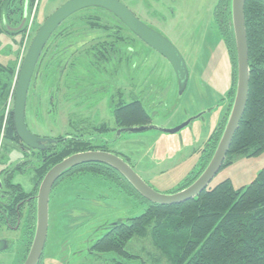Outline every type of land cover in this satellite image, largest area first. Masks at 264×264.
<instances>
[{"label": "trees", "instance_id": "trees-1", "mask_svg": "<svg viewBox=\"0 0 264 264\" xmlns=\"http://www.w3.org/2000/svg\"><path fill=\"white\" fill-rule=\"evenodd\" d=\"M21 2L20 8L11 10L12 0H0V35L13 34L14 32L6 30L4 21L9 25L17 15L15 25L10 28L17 29L24 3H27V9H31L36 0ZM224 8L226 11L221 19L219 32L229 56L232 76L227 111L205 145L199 169L171 193L191 185L208 164L221 137L234 98L237 64L229 0L218 2V11L222 12ZM243 15L248 50V95L243 116L221 169L231 166L236 158L252 159L264 154V0H245ZM119 26L124 27L101 9L77 12L61 24L44 47L34 70L26 101V127L27 116H38L42 108L56 121L62 87L78 89L82 82L92 85L91 80L99 78L97 74L101 72L108 73V67H117L120 63L126 67L129 65L133 52L128 49L133 50L134 43L123 33L114 32ZM24 30L25 28L17 33L23 35ZM98 33L103 35L94 37L96 42L79 49L81 41ZM16 67L17 60L11 65L0 63V165L8 163V154L13 151L23 156L15 164L0 171V236L3 230L18 233L16 240H9L10 252L14 249L17 264H23L35 230L36 195L46 173L65 158L77 153L111 152L106 145L93 141L105 134L104 126L78 117L75 112L70 116L76 117L71 120L72 124L75 123L73 129L76 132L71 130V133L65 132L53 138L43 137L55 141L48 144L44 151L25 147L15 134L11 116ZM36 84L39 90L44 85L45 90L42 92L45 96L39 93L41 99L38 98L37 101L41 103L38 102L33 107L37 97L34 89ZM9 98L11 103L5 115ZM112 101L114 102L113 98L111 103ZM78 105L80 103H75L72 108L78 109ZM112 116L115 128L118 129L150 124V117L139 100L114 102ZM39 117V122L43 125V117ZM89 132L91 134H87ZM29 173L33 174L32 188L26 192L20 184L14 182V178L16 175ZM84 177L110 183L118 192L144 206V211L138 216L118 219L112 223L105 222L95 229L94 232L103 234L87 247L89 256L111 255L116 259L112 264H128L125 262L141 259L142 256L131 254L126 250L127 246L133 239L149 237L165 264H264V168L249 184L238 189H234L230 180H224L214 187L208 186L188 202L160 206L144 200L118 172L106 165L89 163L76 166L62 174L52 188L46 241L58 239L52 229V219L56 215L52 208L54 204H57L55 208H59L61 202L69 196L75 202H84L82 196L85 195H91L95 200L103 198L85 186ZM53 244L46 242L49 254ZM43 258L44 252L38 264H43ZM141 262L143 263L142 259ZM155 263L160 264L157 260Z\"/></svg>", "mask_w": 264, "mask_h": 264}, {"label": "rangeland", "instance_id": "rangeland-1", "mask_svg": "<svg viewBox=\"0 0 264 264\" xmlns=\"http://www.w3.org/2000/svg\"><path fill=\"white\" fill-rule=\"evenodd\" d=\"M21 1L24 0H12L11 10L20 8ZM67 1L69 0H36L35 16L32 8L27 9V21L30 16L33 17L26 41L22 39L24 33L22 35L10 29L15 25L17 15L9 25L4 21L6 30L14 33L0 35V63L11 65L18 61L22 44H25L27 52L41 24ZM117 1L176 48L183 59L188 76L182 95L178 94V84L169 63L155 51L140 43L136 44L137 41L131 36L135 45L127 67L123 63L117 67H108V73L101 72L97 74L100 78L91 80L92 85L82 82L78 89L62 87L59 92L60 109L56 121L42 108L38 116H27V129L42 138L76 132L73 129L75 123H71L76 117L70 116L74 112L78 117L87 118V121L97 125L106 124L110 129L114 125L112 105L119 100L124 103L139 100L150 117L151 125L161 129L176 128L201 115L176 134L159 131L142 134L122 133L121 136H116L117 142L106 145L111 154L117 155L127 163L150 188L158 193L168 194L199 169L205 145L227 111V96L232 85V76L225 44L213 23L212 11L217 0ZM20 23L21 21L19 25ZM93 37H87L82 43L88 47L96 42ZM82 46H79V49H82ZM34 89L37 97L33 107H36L38 102L41 103L37 101L38 98L41 99L39 93L43 94L45 87L43 85L42 90H39L36 84ZM112 98L114 102L111 103ZM42 99L44 100V97ZM10 101L9 98L5 115L8 113ZM75 103H80L78 109L72 108ZM39 115L43 117V125L39 122ZM1 141L2 134L0 145ZM22 157L18 152H11L8 154V163L0 165V171L15 164ZM232 162L231 166L220 169L210 187L224 180H230L234 189L249 184L264 168V154L252 159L236 158ZM32 177V173L16 175L14 182L28 192L32 188ZM89 178L84 177L85 186L103 198L95 200L91 195H85L82 196L84 202H75L69 196L61 202L59 208H55L57 204L52 206L56 214L52 219V229L58 239L46 241L54 244L49 254L45 243L43 264L114 263L113 260L116 259L111 255H88L87 247L103 234L94 230L105 222L112 223L118 219L138 216L144 211L143 204L118 192L110 183ZM58 213H68V216L57 215ZM17 236L18 233L5 230L1 233V237L12 241L16 240ZM126 250L133 255L142 256L145 264H153L155 260L165 264L164 259L153 248L149 237L133 239ZM14 257V249L0 254V264H14ZM141 259L124 262L143 264Z\"/></svg>", "mask_w": 264, "mask_h": 264}, {"label": "water", "instance_id": "water-1", "mask_svg": "<svg viewBox=\"0 0 264 264\" xmlns=\"http://www.w3.org/2000/svg\"><path fill=\"white\" fill-rule=\"evenodd\" d=\"M244 3L245 0H230L231 27L235 41L237 64V78L234 98L224 129L212 157L197 179L181 191L171 194H161L150 188L127 163L114 154L101 151H89L71 155L53 166L46 173L39 185L36 195V224L34 235L23 264L39 263L47 239L49 197L52 188L62 174L76 166L89 163L106 165L118 172L144 200L160 206H172L188 202L196 198L208 188L211 181L223 165L233 137L243 116L247 101L249 69L243 15ZM89 8L102 9L113 15L142 43L164 58L169 63L178 79L179 95H182L186 87V67L176 48L164 37L138 21L122 4L116 0H69L53 12L41 24L31 40L17 74L11 111L12 123L19 141L31 150L44 151L48 144H53L55 142L52 139L40 138L33 135L29 132L25 124L27 95L36 65L47 42L53 33L61 26V24L75 13ZM26 16V6H24L21 23L14 31H20L22 29ZM200 116L201 115L191 118L187 122L173 129H161L152 125H146L120 129L116 134H142L149 131H159L172 135L178 133L180 130L188 126L194 119ZM8 248V241L1 239L0 253L8 250Z\"/></svg>", "mask_w": 264, "mask_h": 264}, {"label": "flooded vegetation", "instance_id": "flooded-vegetation-1", "mask_svg": "<svg viewBox=\"0 0 264 264\" xmlns=\"http://www.w3.org/2000/svg\"><path fill=\"white\" fill-rule=\"evenodd\" d=\"M117 1V0H116ZM220 0H217L216 1V4H215V6H214V8H213V11H212V17H213V23H214V26H215V30L217 31V34L219 35V37L221 38V36H220V32H219V27H220V25H221V19L223 18V14H224V12L226 11V8H224V10L222 11V12H220V11H218V9H217V4H218V2H219ZM117 2H119V1H117ZM229 2H230V0H229ZM120 3V2H119ZM120 4H122V3H120ZM123 5V4H122ZM124 6V5H123ZM125 7V6H124ZM125 8H127V7H125ZM89 9H98V8H89ZM86 10V9H85ZM102 10V9H101ZM127 10H129L128 8H127ZM83 11V10H82ZM104 11V10H103ZM106 12V11H105ZM106 13H108V12H106ZM131 13V12H130ZM230 13V12H229ZM108 14H110V13H108ZM132 14V13H131ZM111 15V14H110ZM133 15V14H132ZM115 20H117L113 15H111ZM134 16V15H133ZM225 16V15H224ZM135 17V16H134ZM136 18V17H135ZM137 19V18H136ZM138 20V19H137ZM120 24H122L119 20H117ZM138 21H140V20H138ZM141 22V21H140ZM142 24H144L143 22H141ZM123 25V24H122ZM145 25V24H144ZM124 26V25H123ZM146 27H148L147 25H145ZM149 28V27H148ZM149 29H151V28H149ZM152 30V29H151ZM154 31V30H153ZM114 32L115 33H119V32H121V33H123L124 35H126L127 34V38L129 39V41H132L131 40V38L132 37H134V39L137 41L136 42V44L137 43H140L142 46H144V47H147L148 49H151V48H149L147 45H145L144 43H142L137 37H135L130 31H129V29L128 28H126L125 26L124 27H118L117 29H115L114 30ZM155 32V31H154ZM157 33V32H156ZM158 34V33H157ZM94 35H96V36H98V35H103L102 33H98V34H94ZM160 35V34H159ZM132 36V37H131ZM162 36V35H161ZM163 37V36H162ZM94 38V37H93ZM92 38V39H93ZM167 40V39H166ZM221 40H222V38H221ZM168 41V40H167ZM82 42H84V41H81L80 42V44L82 43ZM222 42H223V40H222ZM224 43V42H223ZM85 43H82L81 45H84ZM80 45V46H81ZM135 45V44H134ZM152 50V49H151ZM128 51L129 52H132L133 50H131V49H128ZM154 51V50H153ZM173 71V70H172ZM174 73V72H173ZM174 76H175V78H176V81H177V84H178V79H177V77H176V75L174 74ZM100 78V77H99ZM187 78H188V76H187ZM103 90L105 89V87H103L102 88ZM113 122H114V120H113ZM101 126L103 125L104 126V129H106V132H105V134H103V135H101L100 136V138L99 139H94L93 141L95 142V143H102L103 145H112V144H114L115 142H117V138H116V136H117V131L118 130H120V129H122V128H120V129H118V128H115V123H114V125H113V128H108V126L106 125V124H100ZM149 125H151V121H150V124ZM122 134H120V136H121ZM40 138H42V137H40ZM1 197H5L4 195H1ZM70 216H72L71 218H73V215L72 214H70ZM5 231H7V230H5ZM7 232H11V233H14L13 231H11V230H9V231H7ZM6 240V241H8V244H9V248H8V250H6V251H4V252H1L0 254L2 255V254H4V253H6V252H10V250H11V248H10V246H11V243L9 242V239L8 238H3V237H1L0 236V240ZM11 241V240H10ZM39 263H40V261H39Z\"/></svg>", "mask_w": 264, "mask_h": 264}, {"label": "built area", "instance_id": "built-area-1", "mask_svg": "<svg viewBox=\"0 0 264 264\" xmlns=\"http://www.w3.org/2000/svg\"><path fill=\"white\" fill-rule=\"evenodd\" d=\"M33 15H34V10H33ZM33 15L32 16H30V19H29V25H28V27H27V29H26V32H25V40L24 41H26V39H27V37H28V33H29V28H30V25H31V23H32V17H33ZM24 50H25V44H23L22 45V47H21V53H23L24 52Z\"/></svg>", "mask_w": 264, "mask_h": 264}, {"label": "crops", "instance_id": "crops-1", "mask_svg": "<svg viewBox=\"0 0 264 264\" xmlns=\"http://www.w3.org/2000/svg\"><path fill=\"white\" fill-rule=\"evenodd\" d=\"M26 4V3H25Z\"/></svg>", "mask_w": 264, "mask_h": 264}]
</instances>
